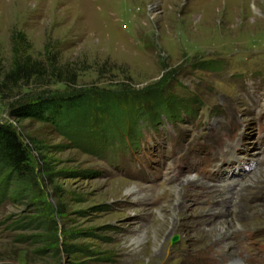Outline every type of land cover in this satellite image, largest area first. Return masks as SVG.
Masks as SVG:
<instances>
[{
    "label": "rangeland",
    "instance_id": "obj_1",
    "mask_svg": "<svg viewBox=\"0 0 264 264\" xmlns=\"http://www.w3.org/2000/svg\"><path fill=\"white\" fill-rule=\"evenodd\" d=\"M20 1L0 0V122L34 142L39 194L0 197V264H228L222 239L207 234L226 218L237 223L229 241L243 231L264 248V160L231 178L250 179L225 187H243L236 198L172 192L175 184L192 189L182 180L193 173L185 158L195 147L236 140L256 154L264 128V0ZM14 50L39 62L36 82L18 74L3 81ZM160 82L192 111L150 128L140 120L138 139L97 152L50 122L8 116L33 93H131ZM195 177L199 186L214 184ZM232 198L236 213L226 204ZM160 212L169 225L155 237ZM205 216L213 221L201 223ZM237 250L246 264H263L255 252Z\"/></svg>",
    "mask_w": 264,
    "mask_h": 264
},
{
    "label": "trees",
    "instance_id": "obj_2",
    "mask_svg": "<svg viewBox=\"0 0 264 264\" xmlns=\"http://www.w3.org/2000/svg\"><path fill=\"white\" fill-rule=\"evenodd\" d=\"M39 71L38 61L14 50L11 68L2 79L6 81L18 74L31 84L36 82ZM5 88L2 85L0 92ZM14 104L8 113L10 119L50 122L69 141L79 146L84 144L96 152L109 148L107 145L115 147L113 141L124 143L126 136L138 139L144 126L135 130L134 123L140 120L150 128L161 119L177 121L182 113L192 111L190 103L166 95L161 82L131 93L99 91L93 94V90L85 89L62 93L43 91ZM33 144L30 140L25 142L9 121L0 122V197L26 199L39 194ZM50 212L44 211L42 218L47 219ZM53 226L54 222L44 225L49 229Z\"/></svg>",
    "mask_w": 264,
    "mask_h": 264
},
{
    "label": "bare ground",
    "instance_id": "obj_3",
    "mask_svg": "<svg viewBox=\"0 0 264 264\" xmlns=\"http://www.w3.org/2000/svg\"><path fill=\"white\" fill-rule=\"evenodd\" d=\"M254 11H257V9L255 7H254ZM238 143H241V142H238ZM228 145H230V143ZM188 175L189 176H186V178H184L182 180V183H185L186 185L191 186L192 189L191 188H186V187H183L184 189H182V187H180L179 184H175V185L172 186V192L176 196H178V199H180V196L181 195H184V194H191V195L198 194V192H194L195 191L194 189L197 188V189H200L202 191H205V193H207V195H208V197L206 199H209L210 200L211 197H209V196H212L213 198H216V196L218 195V193L219 194H227V193H232L233 192V189H231V188H225V187H227V186H236V184L237 185H239V184L241 185L242 183L250 180V179H247V178H249V176H247V177L244 178V180L241 183H236L235 180H233L228 185L222 186V187L217 186V184H210V183H208L210 185L207 184V185H201V186H199L198 180L195 177V174H193V173L190 172ZM253 180H256V178L254 177ZM253 180H252L251 183L255 184V181H253ZM203 184H206V183H203ZM133 189H135V188H133ZM241 191H243V187H240L238 190H236L235 192H233L231 194V196H233L234 198H236V195L239 194V193H241ZM199 193H201V192H199ZM221 196L222 195H218V198L221 197ZM234 198L231 199V202L226 201V204H228L229 206L231 204L232 207H233L234 212L236 213V212H238L237 209H238V207H240V204L239 203H236L235 200H234ZM219 202L221 204L224 203L223 197L219 199ZM220 213H221V215L222 214H226L225 212L223 213V211H220ZM159 215H160V218L162 220V223H161V225H158V226L154 227V232H155L154 233L155 234L154 236L155 237L158 236L157 234L161 230V227L162 226L163 227L164 226L167 227L169 225V218L168 217H164V215L161 212L159 213ZM201 219H202L201 220V223H203V224L204 223L206 224V222H208V221H213L208 216H205V218L202 217ZM223 219H225V218H223ZM233 221L234 220L232 218H229V219L226 218V220H224L222 224L216 225L213 228L212 227L211 228H208L205 225V228L204 229H207L208 228V233H207L208 235H211V234L213 235L214 234L215 238L217 237V239H222V242L224 243V249L226 250V253L230 257V261L228 262V264H246L242 260H239V259L235 258L234 254H237V251L238 250H237V248L235 247V245H234V243L232 241V237H231L230 241L228 240V235H229V230H230L228 227H231L232 224H235L236 223V222L234 223ZM155 240H157V238H155ZM205 249L206 248H204L202 251H205Z\"/></svg>",
    "mask_w": 264,
    "mask_h": 264
},
{
    "label": "water",
    "instance_id": "obj_4",
    "mask_svg": "<svg viewBox=\"0 0 264 264\" xmlns=\"http://www.w3.org/2000/svg\"><path fill=\"white\" fill-rule=\"evenodd\" d=\"M172 240H173V241L177 240V236L173 237V239H172Z\"/></svg>",
    "mask_w": 264,
    "mask_h": 264
}]
</instances>
